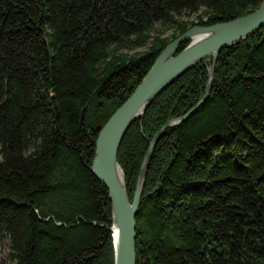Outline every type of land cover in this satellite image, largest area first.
<instances>
[{"label": "trees", "instance_id": "1", "mask_svg": "<svg viewBox=\"0 0 264 264\" xmlns=\"http://www.w3.org/2000/svg\"><path fill=\"white\" fill-rule=\"evenodd\" d=\"M263 1L0 0V264H114L109 191L91 171L101 129L175 38ZM211 64L162 92L120 146L132 202L150 141L208 92L156 147L137 264H264V28L221 51L208 90Z\"/></svg>", "mask_w": 264, "mask_h": 264}, {"label": "water", "instance_id": "2", "mask_svg": "<svg viewBox=\"0 0 264 264\" xmlns=\"http://www.w3.org/2000/svg\"><path fill=\"white\" fill-rule=\"evenodd\" d=\"M262 28H264V1L255 11L237 19L212 26L191 27L166 46L130 97L101 129L96 141L91 171L109 191L112 204L114 264H137L136 216L156 147L166 129L184 123L204 104L208 92L194 109L180 118L170 120L150 141L132 202L124 171L118 161V152L128 130L146 114L162 92L205 58L211 56L212 64L208 68L207 89L209 90L221 51L239 45ZM198 37L203 39L198 40ZM186 42H189L187 46L174 55ZM162 69H166L165 75H168L158 80L157 73ZM86 108L88 109V106Z\"/></svg>", "mask_w": 264, "mask_h": 264}, {"label": "rangeland", "instance_id": "3", "mask_svg": "<svg viewBox=\"0 0 264 264\" xmlns=\"http://www.w3.org/2000/svg\"><path fill=\"white\" fill-rule=\"evenodd\" d=\"M197 16L198 15H193V16H191V17H188V18H184L185 20H190V21H194V23L195 22H197L198 20H197ZM196 26H201V25H194L193 27H196ZM157 29L158 30H160L161 28L158 26L157 27ZM173 34V30H170V31H167L165 34H164V36H167V37H169V36H171ZM179 37V36H178ZM177 37V38H178ZM176 39V38H175ZM174 39V40H175ZM150 45V44H149ZM149 45L148 46H145V47H142V48H138V49H136V50H123L122 52L123 53H126V54H128V56H134V55H139V56H142V55H144L145 53H147L148 52V50H149ZM175 55V54H174ZM6 252H7V241L6 240H1L0 239V256H3V255H5L6 254Z\"/></svg>", "mask_w": 264, "mask_h": 264}, {"label": "bare ground", "instance_id": "4", "mask_svg": "<svg viewBox=\"0 0 264 264\" xmlns=\"http://www.w3.org/2000/svg\"><path fill=\"white\" fill-rule=\"evenodd\" d=\"M208 34L211 35L210 33H208ZM201 39H203V37H198V40H201ZM166 72H167L166 69H162V70H160L159 73H157V77L155 76L156 79H158V80H159V79H162L163 76H164V77H167L168 74L165 75Z\"/></svg>", "mask_w": 264, "mask_h": 264}]
</instances>
